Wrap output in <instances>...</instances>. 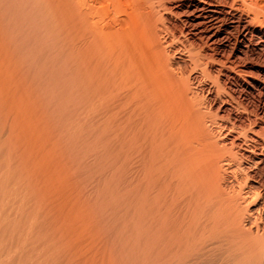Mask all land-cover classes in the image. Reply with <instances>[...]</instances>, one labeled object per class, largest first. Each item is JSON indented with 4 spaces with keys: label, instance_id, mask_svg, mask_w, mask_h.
I'll use <instances>...</instances> for the list:
<instances>
[{
    "label": "bare ground",
    "instance_id": "bare-ground-1",
    "mask_svg": "<svg viewBox=\"0 0 264 264\" xmlns=\"http://www.w3.org/2000/svg\"><path fill=\"white\" fill-rule=\"evenodd\" d=\"M28 20L67 51L72 100L107 135L117 126L152 264H264V74L242 69H264V0H0L1 26ZM198 89L227 96L219 108L239 123L219 127Z\"/></svg>",
    "mask_w": 264,
    "mask_h": 264
},
{
    "label": "rangeland",
    "instance_id": "rangeland-1",
    "mask_svg": "<svg viewBox=\"0 0 264 264\" xmlns=\"http://www.w3.org/2000/svg\"><path fill=\"white\" fill-rule=\"evenodd\" d=\"M31 21L0 25V177L4 179L6 175L7 178V181L0 178L3 185H0V197L5 193L4 200L0 198V206H3L0 222L5 223L0 225L3 227L0 228V250L6 252L2 253L0 263L152 264L151 250L136 229L137 205L135 199H131L135 197L133 187L129 182V186L123 184L117 144L120 142L117 130L114 131L117 126L111 130L116 135H107L106 127L101 129L106 122L90 113L85 102L81 103L84 106L81 108L72 100L67 51L60 43L57 48L59 41L50 32L52 26ZM34 24L38 26L34 28ZM186 39L200 43L189 36ZM59 49L64 56L58 53ZM260 56L256 57L262 59ZM179 57L175 61L184 65L185 59ZM258 64L242 68L248 74H243L246 80L242 76L245 81L254 83L257 74H264L263 66ZM211 69L215 71L217 67ZM219 79L223 83L226 80L225 76ZM199 90L196 95L204 103V111L209 112L213 120V115L218 117L219 127L221 124L230 126L227 123L230 120L239 123L235 113H230V118L219 108L220 101L227 96L217 99L214 94L212 97ZM236 93L229 91L230 95L239 97ZM99 112L101 108L97 114ZM89 113L95 123L99 120L98 124L94 125ZM239 121L244 125L248 123L245 118ZM5 182L7 196L6 190L2 191ZM4 232L5 238H2ZM4 246L10 247V251L1 249Z\"/></svg>",
    "mask_w": 264,
    "mask_h": 264
}]
</instances>
